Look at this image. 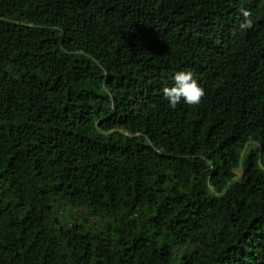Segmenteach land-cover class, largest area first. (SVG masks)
<instances>
[{"label":"trees","instance_id":"1","mask_svg":"<svg viewBox=\"0 0 264 264\" xmlns=\"http://www.w3.org/2000/svg\"><path fill=\"white\" fill-rule=\"evenodd\" d=\"M174 259L264 264V0H0V264Z\"/></svg>","mask_w":264,"mask_h":264},{"label":"clouds","instance_id":"2","mask_svg":"<svg viewBox=\"0 0 264 264\" xmlns=\"http://www.w3.org/2000/svg\"><path fill=\"white\" fill-rule=\"evenodd\" d=\"M242 19L238 24L241 32L252 29L254 22L252 14L246 8H241ZM163 97L169 102L171 108L183 100L189 106L199 105L205 95L204 89L199 86L191 71H177L173 77V85L163 88Z\"/></svg>","mask_w":264,"mask_h":264},{"label":"rangeland","instance_id":"3","mask_svg":"<svg viewBox=\"0 0 264 264\" xmlns=\"http://www.w3.org/2000/svg\"><path fill=\"white\" fill-rule=\"evenodd\" d=\"M61 218H62V219H66V216H64V212L62 213ZM173 264H178V262H177L176 259L173 260Z\"/></svg>","mask_w":264,"mask_h":264}]
</instances>
